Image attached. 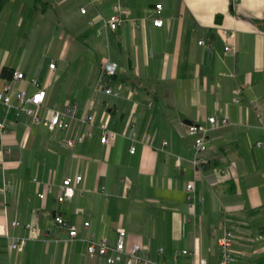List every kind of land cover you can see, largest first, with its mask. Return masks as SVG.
I'll return each mask as SVG.
<instances>
[{
	"label": "crops",
	"instance_id": "crops-1",
	"mask_svg": "<svg viewBox=\"0 0 264 264\" xmlns=\"http://www.w3.org/2000/svg\"><path fill=\"white\" fill-rule=\"evenodd\" d=\"M115 1L0 5V88L9 67L25 74L13 84L14 100L20 90L36 92L33 78L45 89L41 116L78 107L64 131L0 109V264H107L88 256L87 239L115 241L119 228L128 248L139 242L158 264H220L219 240L231 228L234 264H264V144H256L264 142V0H122L129 21L111 30L105 19ZM107 60L118 65L112 75L102 72ZM216 114L229 124L208 133V150L195 165L186 125ZM87 115L94 125L83 123ZM89 128L92 136L67 145ZM105 130L114 134L108 144L101 142ZM78 175L75 194L59 204L63 179ZM55 213L77 226L75 240ZM10 236L30 239L17 251Z\"/></svg>",
	"mask_w": 264,
	"mask_h": 264
},
{
	"label": "built area",
	"instance_id": "built-area-1",
	"mask_svg": "<svg viewBox=\"0 0 264 264\" xmlns=\"http://www.w3.org/2000/svg\"><path fill=\"white\" fill-rule=\"evenodd\" d=\"M96 0H91L94 3ZM239 0H233V2H238ZM162 4L156 5V10L158 13L161 12ZM81 12L83 14L87 13L86 7H81ZM128 11L125 3L122 0H116L112 5V12L105 19L106 26L111 30H117L119 27L124 26L128 23ZM163 19L157 17L154 20L155 26H162ZM89 23H93L90 21ZM229 36H234L233 32H227ZM200 44H205L207 47H210L211 44L201 40ZM226 50H232V46L228 45L225 47ZM56 62H51L49 64L50 69H54ZM118 65L110 60H107L102 66V72L107 75H112L116 72ZM25 78V74L21 71H14L11 79L7 80L2 88H0V109L3 110H14L16 115L19 116L23 113L30 115L34 118L37 123H42L47 126L51 131L56 129L67 130L70 126V120L78 116V107L76 104H70L64 109H52L51 115L49 117H43L40 115L39 111L42 108L43 102L45 100L46 91L40 86L39 80L36 78L31 79L32 85L37 89L36 92L32 95L28 94L26 90H20L16 93L15 100L13 99V84L18 80ZM100 89L109 95L119 96L120 92L113 89L108 85H100ZM242 93V88L237 89L236 102H240L239 95ZM149 106L151 103L148 104ZM261 126L264 128V115H260ZM83 123H86L89 126L94 125V116L87 115L83 119ZM229 124V119L227 116L214 115L208 118L206 123L192 122L186 125V130L188 135L194 138V149H195V158L193 163L198 165V155L208 150V133L212 129L220 128ZM0 130L5 131L6 125L4 122H0ZM92 136V129L89 128L86 132H81L76 138H71L67 140V145L69 147H74L76 144L83 142L86 138ZM114 137V134L108 131H104L101 138V142L108 144L110 139ZM165 144L167 142H164ZM257 146H263V141H258ZM136 146L131 145L130 152L135 153ZM1 165V163H0ZM226 172V170H223ZM83 181V176L78 175L75 178L67 176L63 179L61 184V193L57 198L59 204L63 203L66 199L72 197L78 185ZM188 191L194 189V183H189L187 185ZM103 190V188H102ZM39 197L41 199L46 198L45 192L40 193ZM56 224L61 228V230L68 233L69 240H75L78 237V229L75 224H72L64 218L61 213H55L54 215ZM89 222H85V226H89ZM12 225L15 227L22 226L21 221L15 220L12 222ZM25 227L30 229L33 236H36L39 233L38 228L32 224L27 223ZM43 235V238H48V233L40 231ZM59 238V236H57ZM28 237H19V236H10L9 237V247L13 250L22 251L24 250L25 244ZM234 241L235 236L231 228H226L225 232L219 240V248L221 253L220 264H234L235 254H234ZM142 245L139 242L133 243L129 248L127 247V232L124 228L118 229V236L115 241H111L108 238H97L95 235H91L87 239L86 252L90 257H100L105 260L107 264H116L123 262L125 264H158V262L151 260L142 255ZM164 249L160 248L159 253H163ZM183 254H189L188 250H183ZM194 264H208L206 259H200Z\"/></svg>",
	"mask_w": 264,
	"mask_h": 264
},
{
	"label": "trees",
	"instance_id": "trees-1",
	"mask_svg": "<svg viewBox=\"0 0 264 264\" xmlns=\"http://www.w3.org/2000/svg\"><path fill=\"white\" fill-rule=\"evenodd\" d=\"M5 0H0V5H2L4 3ZM218 19H221V15H218ZM264 23V21H260L258 20V24ZM13 70H11L9 67H4L2 70V76L6 79H11L13 76ZM259 209H255L253 210L254 212L257 211Z\"/></svg>",
	"mask_w": 264,
	"mask_h": 264
}]
</instances>
